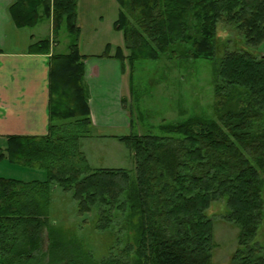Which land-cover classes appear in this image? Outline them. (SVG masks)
Wrapping results in <instances>:
<instances>
[{
    "label": "trees",
    "instance_id": "trees-1",
    "mask_svg": "<svg viewBox=\"0 0 264 264\" xmlns=\"http://www.w3.org/2000/svg\"><path fill=\"white\" fill-rule=\"evenodd\" d=\"M115 1L114 26L124 45L113 54L106 45L99 56L117 59L123 70L131 66L129 92L139 61L206 60L215 65L212 115L162 122L160 135L117 137L132 154L134 172L92 168L79 145L91 136L92 122L77 0H15L16 26L52 22V39L29 46L32 54L49 55L48 125L43 136H7L0 150L9 163L44 174L0 178V264H218L206 214L218 201L225 221L239 228L229 264H264L248 245L264 209V52L256 50L264 44V0ZM220 23L235 29L244 47L227 49L216 61ZM61 26L72 37L66 53L54 51ZM182 45L184 58L178 57ZM55 186L72 193L78 215L94 210L96 228L114 235L116 246L99 261L49 222Z\"/></svg>",
    "mask_w": 264,
    "mask_h": 264
},
{
    "label": "rangeland",
    "instance_id": "rangeland-1",
    "mask_svg": "<svg viewBox=\"0 0 264 264\" xmlns=\"http://www.w3.org/2000/svg\"><path fill=\"white\" fill-rule=\"evenodd\" d=\"M86 0H80L76 6V25L80 29L78 47L88 54H94L104 40H109L112 47L116 44L117 37H123L114 23L118 19L114 3L94 6ZM42 22L38 27H44ZM95 27L97 33L93 34ZM114 34L112 33V29ZM53 36V31L51 38ZM72 37L64 29L58 30L57 42L54 51L57 53L68 52V43ZM230 39L229 42L227 40ZM216 61H219L225 50L243 48V41L239 33L230 27L219 24ZM124 45V44H123ZM247 49V48H245ZM183 48H179L181 51ZM264 52V44L256 48ZM125 51H127L125 49ZM128 53V52H127ZM176 55V54H175ZM177 56V55H176ZM214 63L206 60H191L188 58L176 60L173 55L171 60L163 56L157 61H139L132 70L133 88L126 90L125 103L127 112L132 113L134 127L132 133L160 135L158 125L162 122H179L195 114L211 116L213 104V70ZM130 67L125 64L126 89L129 83ZM123 135L125 133H117ZM121 155L115 149L96 147L88 155L89 165L92 168H123L134 172V162ZM124 156V157H123ZM44 177L42 171L13 165L7 158H0V178L20 179L28 181ZM207 216L212 220V236L215 245L212 260L218 264H229L230 257L238 246L239 228L225 221L227 210L221 201L215 202L207 211ZM97 214L93 210L88 214L78 215L77 203L70 191H64L55 186L50 192L49 222L60 230L77 238L84 250L91 253L94 261L105 257L111 247H115V237L109 229L96 228ZM115 229V228H114ZM250 247L261 246L264 253V209L263 219L258 226L257 233L248 244ZM121 244H118V247Z\"/></svg>",
    "mask_w": 264,
    "mask_h": 264
},
{
    "label": "crops",
    "instance_id": "crops-1",
    "mask_svg": "<svg viewBox=\"0 0 264 264\" xmlns=\"http://www.w3.org/2000/svg\"><path fill=\"white\" fill-rule=\"evenodd\" d=\"M86 1L95 3L94 6L114 3L119 12L115 0ZM14 2L0 0V150L4 149L7 136H43L48 125L49 55L32 54L29 46L46 38L52 39V22L43 19L33 27L16 26L10 13ZM79 2L77 0V4ZM42 22L44 27H38ZM94 29L93 34L98 32L97 27ZM112 30L111 34H114L116 28ZM115 43L110 54L114 53L115 47H123V37H117ZM99 45L94 54L78 47L80 55L88 56L84 60V80L92 122L91 136L82 138L79 145L88 164V155L96 147L115 149L121 155L124 152L127 160L133 162L130 150L117 139L130 134L134 127V123L131 127V114L125 103L126 90H129V83L127 89L125 84L126 68L123 70L115 58L99 56L106 45L112 47L109 40ZM182 48L186 49V46L182 45ZM123 54L127 55V51L123 50ZM120 132L125 134H117ZM254 247L258 256L264 259L261 246Z\"/></svg>",
    "mask_w": 264,
    "mask_h": 264
}]
</instances>
